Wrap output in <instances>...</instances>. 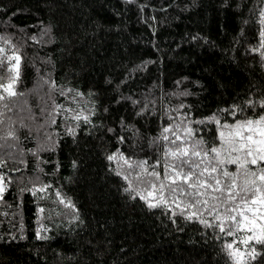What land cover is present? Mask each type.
Returning a JSON list of instances; mask_svg holds the SVG:
<instances>
[{"label": "trees", "instance_id": "16d2710c", "mask_svg": "<svg viewBox=\"0 0 264 264\" xmlns=\"http://www.w3.org/2000/svg\"><path fill=\"white\" fill-rule=\"evenodd\" d=\"M262 116L264 0H0V264H264L164 179Z\"/></svg>", "mask_w": 264, "mask_h": 264}, {"label": "snow or ice", "instance_id": "6c2138e0", "mask_svg": "<svg viewBox=\"0 0 264 264\" xmlns=\"http://www.w3.org/2000/svg\"><path fill=\"white\" fill-rule=\"evenodd\" d=\"M16 59L18 60L19 57ZM9 95H15V93L9 92ZM167 131L168 129H165V132ZM219 136L223 145L228 146L227 163L239 166L236 174L217 166L211 167L210 171L208 167H204L202 171H199L203 160L196 162L191 157L199 158L201 153L193 147L190 155L188 148L178 147L176 151L170 153L171 156L177 158L178 162L169 165L164 179L169 181L168 188L173 193L178 188H182L183 185H187L189 189L193 190L187 193L180 192L181 195L193 197L186 207L191 208L196 205H203L205 208H208L209 199H200V197H210L215 202L211 205L212 211H216L221 204H234L235 207L226 208L228 215L224 219L229 221V223L225 225L221 221V217L217 215L216 220L221 221V223L215 226L219 227L220 231L227 235L247 230L253 234L248 236L242 243L247 245L250 241H255L256 244L264 245V225L257 223L258 220L264 221V211H261V209H264V167H258L256 170H250L249 168L250 165L259 166L264 164V116L257 120L237 121L233 125L224 124ZM209 152L216 154L215 158L218 165L222 166L225 164V160L220 158L221 149L211 147L203 155L208 156ZM233 152L241 153L242 155L232 157L231 154ZM109 159H113V157H109ZM185 167L188 169L186 172L184 171ZM241 172L246 177L250 176L254 178L245 179L242 184L238 185L237 176ZM205 173L214 181V184L209 183L208 180L201 179ZM213 173H219V175L213 176ZM152 175L159 177V173L153 172ZM223 179H226L228 182L222 183ZM164 187L165 185L161 183L159 189L161 193H163ZM159 202L166 203L163 195L159 198ZM249 204L251 207H249ZM156 206L158 205L149 204V207ZM248 213H251V217ZM196 216L197 213L193 212L190 213L188 218L193 219ZM201 223H204L207 227L213 226L205 220H201ZM226 247L230 250L229 256L236 261V264H244V252H241L239 248L231 251L233 249L232 244H228ZM247 255L249 259H255L260 253L256 252L255 248H253Z\"/></svg>", "mask_w": 264, "mask_h": 264}]
</instances>
